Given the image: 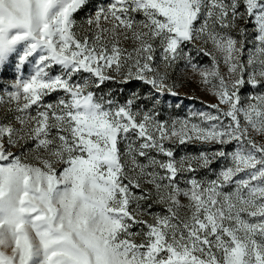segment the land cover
<instances>
[{
  "label": "snow or ice",
  "instance_id": "1",
  "mask_svg": "<svg viewBox=\"0 0 264 264\" xmlns=\"http://www.w3.org/2000/svg\"><path fill=\"white\" fill-rule=\"evenodd\" d=\"M87 3L0 0V60L27 39L22 63L44 53L0 98L16 113L0 123V264H264V92L240 94L264 85V0H112L78 25ZM248 18L257 35L245 61ZM181 61L217 103L160 119ZM132 81L157 94L150 107L93 91ZM196 143L220 147L177 159L166 146ZM221 159L214 179L194 175ZM153 196L165 213L142 206Z\"/></svg>",
  "mask_w": 264,
  "mask_h": 264
},
{
  "label": "rangeland",
  "instance_id": "2",
  "mask_svg": "<svg viewBox=\"0 0 264 264\" xmlns=\"http://www.w3.org/2000/svg\"><path fill=\"white\" fill-rule=\"evenodd\" d=\"M111 2L112 0H88V3L76 14H74V18L77 20L78 25L84 24V21L87 18L93 16L94 13L101 7H107L111 4ZM226 2H230V0H226ZM240 10H243V4L241 5ZM136 18L143 19L140 14H136ZM239 25L240 27H243L247 30L245 55L243 57V59L246 61L249 51L255 47L254 39L257 33L255 31V24L252 18H248L247 22L241 20ZM84 27L87 28V25L85 24ZM83 31V29H80L81 34H83ZM16 33L17 30H12L9 33V38L11 39ZM233 35H236V33L233 32ZM237 38L239 39V37ZM32 43L33 41L31 39L18 42L13 46V49L7 53L2 60H0V98H3L5 101L8 100L7 93H11L16 90L13 86L14 84L17 82L28 81L36 74L37 65L40 56L44 54L43 52L38 50L31 57H29L27 61L22 63V58L26 55ZM128 46L130 47V45ZM184 47L187 51H190L194 58V62L198 64H210L209 58L196 51L191 45L186 44ZM183 68L184 63L181 61L176 65V69L171 73L172 80L177 82L178 86L176 90L179 95L172 97L168 94H165L163 97V103L160 107V119H168L170 117L177 116L187 117L188 113L192 111H214L213 109H209L207 106L210 104H216L217 98L210 94V92L201 85L200 77L198 75H193L190 72H188L187 75H184L182 71ZM49 71L52 75H55L60 72V68L59 66H53ZM222 71L226 70L222 68ZM79 78L80 77H74V79ZM245 78H247V73L245 74ZM93 91L97 92L98 95L101 93L106 94V98H115L120 103H124L134 94L140 95L144 98L137 102V106L143 105L145 108L151 106L152 97L157 95L153 92L150 86L145 85L140 81H132L127 84H121L118 82H105V84L100 89H93ZM260 92H264V85H261L257 88H252L246 84L242 88L240 94L242 97H246L250 94ZM60 95H62L61 92H54L44 98V103L55 102ZM7 107V104L4 107H0V123H7L9 121L15 123L14 116L16 113L6 111L5 109ZM31 111L35 112V106H33ZM33 144L34 142H29L23 147H14L11 150L14 154L20 155L22 152L27 151V149L32 148ZM166 146L173 147L175 149V156L177 159L186 153L198 154L201 151H214L220 147L219 145H201L199 143ZM232 147V145H228L226 151H231ZM121 148H123V145H121ZM152 155L156 154L152 153ZM159 158L165 159L164 157ZM140 159L141 162H145V158ZM227 163L228 161L223 159L217 160L211 164L210 168H202L199 172L194 173V175H196L197 178L214 179L216 172H218L221 167L226 166ZM185 175L193 174L189 173ZM145 187L150 188L151 186L146 185ZM133 191H135L137 195L141 194L139 190L133 189ZM154 200L155 196H153V199L142 202V206L147 208L151 213H165L166 210L164 206L162 204L154 203ZM181 201L182 203H187V200L183 197H181ZM144 219H149V217L145 216ZM137 230L138 229L135 227L132 229V231Z\"/></svg>",
  "mask_w": 264,
  "mask_h": 264
},
{
  "label": "clouds",
  "instance_id": "3",
  "mask_svg": "<svg viewBox=\"0 0 264 264\" xmlns=\"http://www.w3.org/2000/svg\"><path fill=\"white\" fill-rule=\"evenodd\" d=\"M12 49H13V47L11 48V50H12ZM11 50H10V51H11ZM10 51H8L7 53H9ZM5 250H7V249H5Z\"/></svg>",
  "mask_w": 264,
  "mask_h": 264
}]
</instances>
